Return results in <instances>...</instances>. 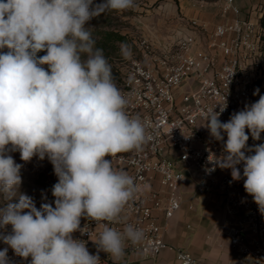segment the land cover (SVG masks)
Returning <instances> with one entry per match:
<instances>
[{
    "label": "clouds",
    "instance_id": "1",
    "mask_svg": "<svg viewBox=\"0 0 264 264\" xmlns=\"http://www.w3.org/2000/svg\"><path fill=\"white\" fill-rule=\"evenodd\" d=\"M134 7L135 0H0V229L11 226L10 233H0L8 246L0 250V264H10L8 248L30 257V264H100L98 253L73 238L87 231L81 218L106 222L95 243L113 264L124 256L126 242H143L144 231L130 223L122 230L109 226L122 222L124 209L142 191L110 157L143 151L153 136L139 115L127 111L129 99L86 26L107 11ZM41 51L46 54L38 57ZM121 52L127 58L129 46ZM225 107L204 113L210 136L227 137L223 154L212 161L231 169L234 181L242 178L237 165L243 163L245 192L264 215V143L247 145L248 133L254 140L264 133V95L222 122ZM16 151L24 162H51L58 178L51 189L54 207L37 209L19 193L22 165L9 154Z\"/></svg>",
    "mask_w": 264,
    "mask_h": 264
},
{
    "label": "built area",
    "instance_id": "2",
    "mask_svg": "<svg viewBox=\"0 0 264 264\" xmlns=\"http://www.w3.org/2000/svg\"><path fill=\"white\" fill-rule=\"evenodd\" d=\"M225 19L212 30L198 19L178 17L167 24L171 37L179 40L156 44L140 39L137 55L130 61L120 90L129 99L127 111L139 115L149 126L153 139L143 151L110 157L113 167L128 172L142 191L124 209L122 222L110 224L122 230L130 223L145 233L143 242H126V264L134 254L157 258L169 248L165 242L170 220L186 202L187 188L195 187L191 203L216 194L226 207L220 231L231 249L252 264H264V215L244 189L243 163L237 165L240 180H232L231 169H221L212 161L223 154L224 141H217L204 127V113L220 112L227 122L231 115L258 101L264 81V31L247 18L237 0H221ZM186 85V90L181 92ZM256 89L259 93L254 95ZM247 132V130H246ZM247 145L264 143V133ZM254 152H246V155ZM215 156V157H214ZM214 169V170H213ZM102 223L81 219L83 234L73 238L96 245ZM11 226L0 233L8 234ZM8 247L0 240V250ZM176 264H201L188 250L176 248ZM10 264L25 260L8 248ZM100 264H111L100 257Z\"/></svg>",
    "mask_w": 264,
    "mask_h": 264
},
{
    "label": "rangeland",
    "instance_id": "3",
    "mask_svg": "<svg viewBox=\"0 0 264 264\" xmlns=\"http://www.w3.org/2000/svg\"><path fill=\"white\" fill-rule=\"evenodd\" d=\"M185 1L135 0V7L132 9L125 11L110 10L88 22L86 26L90 27L93 38L96 40V47L103 49L119 88L130 61L137 55V42L146 38L156 44H163L166 36H169L167 24L177 20L178 17H182L180 8L181 5H185L183 4ZM189 1L192 5L197 6L201 12L213 15L217 10L219 11L221 0ZM101 2L102 0H94V4ZM255 3L256 18H258L259 10L256 6H263V14L264 0H257ZM247 13L245 11L246 15ZM172 38L179 40L181 36L178 35ZM122 45L129 46L130 55L127 58L122 55ZM45 54L46 52L43 51V55ZM43 67L47 70V65H43ZM186 88V85H184L181 92H184ZM9 154L13 156L16 163L22 165V183L19 187V193L30 196L37 209L43 203H50L54 207L55 198L52 196L51 189L58 182V178L54 173L51 162L47 158L40 160L38 157H33L30 162H24L20 159L18 151ZM12 202H18V199L14 198ZM4 203L3 199L0 198V206H4ZM200 208H205L204 204L201 203Z\"/></svg>",
    "mask_w": 264,
    "mask_h": 264
},
{
    "label": "crops",
    "instance_id": "4",
    "mask_svg": "<svg viewBox=\"0 0 264 264\" xmlns=\"http://www.w3.org/2000/svg\"><path fill=\"white\" fill-rule=\"evenodd\" d=\"M255 2L257 0H237V4L246 13L248 12L246 17L260 24L263 6H256L259 10V16L256 18ZM183 4L185 5H181L180 8L182 17L205 22L209 30H212L215 25L222 24L225 20L220 10L211 15L201 12L189 0ZM173 41L174 39L169 35L166 36L163 44L169 45ZM194 190V185L190 184L187 188L186 202L181 211L169 222L168 231L165 234V242L169 248L155 259H147L140 254H134L130 257L129 264H176V248L188 250L201 264H252L231 249L228 239L220 231L226 207L222 204L219 196L216 194L207 195L191 203ZM201 203L205 208H200ZM88 250L92 254L98 253L99 257L113 264L109 255L103 251L98 252L97 245L88 247ZM30 259L25 264H30ZM126 262L127 256L124 254L117 264H126Z\"/></svg>",
    "mask_w": 264,
    "mask_h": 264
},
{
    "label": "trees",
    "instance_id": "5",
    "mask_svg": "<svg viewBox=\"0 0 264 264\" xmlns=\"http://www.w3.org/2000/svg\"><path fill=\"white\" fill-rule=\"evenodd\" d=\"M260 26H261L262 30L264 31V8H263V14H262V17H261V19H260ZM4 51H6V49H5ZM37 56H38V57H39V56H43V51L37 53ZM262 95H264V81H263V83H262Z\"/></svg>",
    "mask_w": 264,
    "mask_h": 264
}]
</instances>
